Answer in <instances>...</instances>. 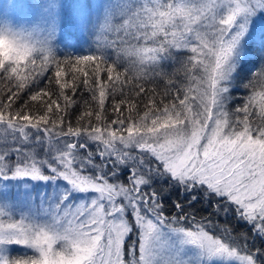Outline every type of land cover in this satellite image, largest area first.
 <instances>
[{
    "label": "snow or ice",
    "instance_id": "obj_1",
    "mask_svg": "<svg viewBox=\"0 0 264 264\" xmlns=\"http://www.w3.org/2000/svg\"><path fill=\"white\" fill-rule=\"evenodd\" d=\"M79 23L63 59L54 17L0 28V264H264V0Z\"/></svg>",
    "mask_w": 264,
    "mask_h": 264
},
{
    "label": "trees",
    "instance_id": "obj_2",
    "mask_svg": "<svg viewBox=\"0 0 264 264\" xmlns=\"http://www.w3.org/2000/svg\"><path fill=\"white\" fill-rule=\"evenodd\" d=\"M10 0H0V16L4 14L3 9L1 6L3 4L6 5V3ZM13 1V0H12ZM32 2H37V0H28L26 2L18 3V5L28 4ZM55 3L54 5L57 7V9H52L53 3H51L50 9H47L45 14V20L54 17L58 21V31H57V41H56V47L58 50V54L60 55V59H63L65 55H71L73 58L76 55H84V54H91L89 49L92 47L93 49L96 47L95 44H93L94 33L92 30H89L88 32L82 31L80 28V19L81 17L86 13L89 21L91 23H97L99 19L102 17L104 13L105 6L103 4H100V0H60V3L57 5ZM99 1V2H98ZM15 2V1H14ZM49 5V4H48ZM98 6V7H97ZM65 8V9H64ZM95 9H100V13L98 11L95 12ZM34 13H30L28 17ZM74 18V20L78 23L76 24L74 21L68 24V16L69 15ZM25 18L24 20L28 19ZM110 37L107 39L109 40ZM103 40H101V44H103ZM112 58L115 59V52L112 53ZM181 57H177V62H174L171 64V67L167 68V71L177 72L178 69L181 68V64L178 62ZM126 63V61H124ZM121 71L123 68L120 69ZM103 75V74H102ZM177 75L181 78L184 77V72L181 70L177 72ZM173 80H176V77H172ZM68 79V77H66ZM179 82V81H177ZM187 83V81H185ZM194 86V85H193ZM4 85L0 84V88H3ZM146 88H153L155 87L157 89V92H163L166 87V81L163 82H157L155 84H145ZM242 93H236L237 98L239 99L241 97ZM82 96L83 100L89 101V107H95V102L91 100L90 94L85 90L80 93H78V97ZM119 98V97H118ZM106 108L109 109V115L111 116V97L106 101ZM235 104H231L229 107H235ZM83 110V108H81ZM75 118L73 117V120ZM28 147V146H26ZM39 150V149H38ZM172 198H177V193H172ZM196 208L201 210V214L206 215L207 214V208L206 206L197 204ZM221 223H223V219L221 218ZM229 223H235L234 220L229 218ZM26 250L23 247L16 246V251L13 253L14 255H22Z\"/></svg>",
    "mask_w": 264,
    "mask_h": 264
},
{
    "label": "rangeland",
    "instance_id": "obj_3",
    "mask_svg": "<svg viewBox=\"0 0 264 264\" xmlns=\"http://www.w3.org/2000/svg\"><path fill=\"white\" fill-rule=\"evenodd\" d=\"M15 1V2H14ZM28 0H10L5 4H3L1 6V8L4 11V14L2 16H0V28L3 27H12V28H16V29H20V28H31L34 24L45 20V14L49 13L46 12L47 9H50L51 6V0H37V2H32L28 3V4H23L25 5H18L16 2L21 3L22 2H26ZM99 2V1H98ZM60 3V0L56 1V4L58 5ZM49 4V5H48ZM100 4H103L105 6L106 4V0H100ZM98 7V6H97ZM52 9H57V7L53 4ZM65 9V8H64ZM98 11L100 13V9L96 10L95 12ZM34 13L31 14L29 17L28 15L30 13ZM46 12V13H45ZM68 16V24L69 25L71 22H75L76 24H78L74 18L72 16L67 15ZM27 20H24L25 18H27ZM109 41L113 40L114 34L109 35ZM0 135H3L2 133H0ZM29 253L31 254V251L29 250Z\"/></svg>",
    "mask_w": 264,
    "mask_h": 264
}]
</instances>
